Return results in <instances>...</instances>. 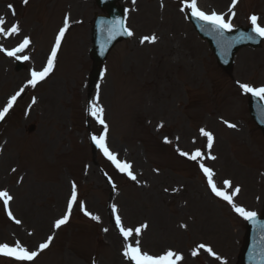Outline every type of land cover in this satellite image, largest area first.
<instances>
[{
    "label": "rangeland",
    "instance_id": "1",
    "mask_svg": "<svg viewBox=\"0 0 264 264\" xmlns=\"http://www.w3.org/2000/svg\"><path fill=\"white\" fill-rule=\"evenodd\" d=\"M228 1L205 0L208 7L213 6L211 10L218 12L226 10ZM51 4L55 6L53 10L49 9ZM133 5V0L126 1L127 26L133 35L129 41L114 47L103 67L104 89L100 90L98 83L93 95H98L105 106V117L111 125L110 146L120 154L130 153L129 164L136 180L127 175L118 177L114 167L103 164L98 155L91 153L87 143V136L100 130L88 117L86 107L92 101L87 92V74L92 67L88 55L90 30L94 16L101 14L94 0H80L78 4L71 0H29L27 5L23 0H0V17L5 15V27L14 20L20 22V31L29 35L34 56L42 57L41 62L53 43L57 23L63 26L65 17H69V36L58 68L34 91L38 101L26 121L21 119V114L28 97L23 96L20 107L6 119L0 136L6 155V163L0 169V187L8 188L13 196L12 216L21 219L16 224L4 216L0 206V243L13 245L19 241L29 250L38 251L39 244L53 237L49 247L39 252L30 264H124L110 222L113 205L126 227L147 224L148 234L159 235L148 243L146 235L141 234L142 248L146 251L169 246V250L183 255L180 264H194L193 259L192 263L187 259L189 248L182 232L184 223L187 230L199 235H205L202 226L210 227L211 233L215 232L218 250L225 253V243L218 245L221 235L217 226L221 219L225 227H230V238L238 239L229 248L237 257L242 242L241 217L229 204L233 216L224 202L209 197L203 178L197 177L193 165L166 153L158 143L165 134L179 136L178 145L185 152L192 148L196 151V145L189 140L195 137V129L207 126L215 138L211 151L202 152L205 158L200 162L213 170L216 185L221 187L222 179H233L241 188L234 202L251 211L258 209L264 196V140L248 116L246 93L238 86V82L264 86V43L257 51H239L232 77H226L207 45L183 21L178 2L162 5L153 0H135L136 12L132 11ZM243 11L264 18L263 0H241L235 25H248ZM79 20H82L80 24L75 22ZM178 21L194 33L197 45L203 46L201 60L186 55L188 61L196 60L199 71L196 80L176 76L174 68L164 60L172 46L187 49L185 34L176 27ZM153 34L157 37L155 43H140L142 37ZM18 40L15 37L8 42L14 44ZM0 65L9 68L11 75L18 79L11 86V75L3 71L0 74L1 106L4 98L26 78L28 64L16 72L14 65L3 62L0 56ZM50 88L60 91L56 106L63 112L61 118H56L51 110L52 102L47 94ZM171 93L180 95L165 99ZM218 118L220 124L216 122ZM145 121H150V126ZM225 122L234 124L236 129L223 126ZM30 125L35 127L33 133L27 134ZM13 133L20 141L19 146L27 143L18 155L12 152L15 150ZM197 134L203 138L199 131ZM251 142L252 147L248 148ZM31 150L35 154L34 169L26 167ZM208 155L216 156V160L207 159ZM16 166L18 171L8 178L5 175L8 169ZM106 175L111 179L108 182ZM72 182L77 185L78 204L82 203L99 220L85 216L77 204L69 223L54 234L52 225L61 218ZM105 228L108 231L102 234ZM180 232L181 236L175 238ZM0 264L18 263L0 259Z\"/></svg>",
    "mask_w": 264,
    "mask_h": 264
},
{
    "label": "snow or ice",
    "instance_id": "2",
    "mask_svg": "<svg viewBox=\"0 0 264 264\" xmlns=\"http://www.w3.org/2000/svg\"><path fill=\"white\" fill-rule=\"evenodd\" d=\"M239 0H231V5L228 9V19L225 18V13H217L212 11L207 13L200 9L198 6L197 0H183V7L180 8L181 12H184L186 9L190 11L191 16L195 19L202 22L203 25L211 26V31L215 35L218 40V43L224 47L225 50L230 49L235 43L243 41L245 39L252 40L254 36L246 35L244 33H240L239 37L236 39H232L227 37L225 34L235 31L234 26L232 24V19L235 17L236 13L234 9L236 8ZM23 3L27 5L29 0H23ZM135 3V0H133ZM9 9L12 8V5H8ZM249 23L251 24V32L255 34V37H260L264 39V25L261 24V17L253 14L249 16ZM7 21L0 17V36L10 37L18 35L20 32V26L18 24H12L10 27H5ZM115 24L119 25V29L113 28L110 33V39L119 31L122 34H126L129 37L133 35V32L128 28L124 27V21H116ZM69 27V17H65L63 21V27L59 29L58 35L55 37L54 45L51 48L50 55L47 58V63L43 67L42 70L32 71L31 79L28 81L27 86L32 88H36L39 83L44 81L52 72L55 62L57 59V53L61 47V41L63 40L65 33L67 32ZM157 37L153 34L151 36H144L140 39V43L144 44L155 43ZM31 43L30 38L24 37L22 42L19 43L17 47H14L12 50H6L3 47H0V52H4L8 57H15L16 59H23L27 61L29 59L28 56L20 57L17 54L24 52V50ZM239 88L243 93L251 94L253 97H258L260 100L264 101V86L254 87L247 83H239ZM23 92V88L20 91L16 92L14 95L8 99L6 106L0 110V120H3L5 116L9 113L10 109L13 108L14 104L17 102V99L20 97ZM32 103L35 104L36 100L33 98ZM89 115L92 116L103 129V134L100 135H92L91 142L103 153V155L115 166V168L127 175L130 179L136 180V176L132 172V165L127 162H121L117 159V156L110 151L107 144V133H108V125L105 123L103 119L104 109L98 103V96L96 100H93L89 106ZM227 127L235 128L236 126L232 123L225 122ZM163 127V125H160ZM200 135L206 138V146L209 152L211 151L214 143V136L210 131L201 128L199 130ZM165 143H170V141L165 138ZM179 155L182 157H186L191 161H202L205 158V154L202 153L199 149L189 154L185 151H179ZM207 159L216 160V156L208 155ZM200 170L202 171L204 177L206 178L207 185L211 189L212 194L216 197H219L221 200L227 202L232 208V210L240 216L245 221H248L252 224H257V213L255 211L247 210L243 206H239L234 202V198L239 195L241 192V188L239 186H233L230 180L223 181V187H217L216 183L213 180L215 173L209 167H206L203 163H200ZM15 171V169H13ZM230 190V191H229ZM167 191V189H166ZM13 200V196L9 194L7 190L0 191V201L3 202V207L5 209L8 208L9 203ZM78 204V193H77V185L75 182L71 183L70 190V198L67 201L66 212L65 214L55 221L54 227L59 229L62 225L66 224L71 216L72 209L74 205ZM81 211L84 212L85 216H90L92 220L98 221L99 217L95 215H91L88 211L85 210V206L81 203L78 204ZM112 212L115 215V226L119 230V234L122 236L124 245L122 256L131 262V264H180V262L184 259L182 254H179L172 250H167L163 254L160 255H152L146 251H142L141 242L139 237L141 236L144 229L147 228V224H143L139 227L131 228L125 227L122 223L121 217L117 214L118 209L115 205L112 206ZM8 216L10 219H13L16 224H20L21 221L15 219L12 216L11 211L8 212ZM105 232L108 231L107 228L104 229ZM135 239L133 242H129L133 237ZM53 237L49 236L47 241L39 244V251L29 250L27 247L23 246L19 241L15 242L13 245H9L8 243H0V257L9 258L18 262V264H25V262H32L39 255V252L44 251L49 247L52 242ZM199 250H203L209 256H212L214 259L219 260L220 257L213 251L210 246H207L203 243L198 245L197 250L192 252L193 256H197L199 254ZM260 264H264V256L261 257Z\"/></svg>",
    "mask_w": 264,
    "mask_h": 264
},
{
    "label": "bare ground",
    "instance_id": "3",
    "mask_svg": "<svg viewBox=\"0 0 264 264\" xmlns=\"http://www.w3.org/2000/svg\"><path fill=\"white\" fill-rule=\"evenodd\" d=\"M80 0H71V2L73 3H76L78 4ZM199 4H200V7L202 9H206V7H208L206 5V2L205 0H198ZM54 4H51L49 9L50 10H53L54 9ZM80 7V6H79ZM213 6L211 5V8ZM56 22H54L55 24ZM57 26H59V23H57ZM176 27L179 31H182L184 34H185V38H184V41L186 42V45H187V49H181V48H175L172 46V51H167L164 55V60L166 61V63L168 64V66L171 68H174V74L176 76H180V77H183V78H190L192 80H196L198 77H199V71H198V68H197V64H196V60L193 59V60H187L186 58V55H190L191 58H197L199 60H201V56H200V53H201V49L203 48V46H199L197 45V43H199L194 35L190 32V31H187V27L185 25H180L179 24V21L176 23ZM68 31L63 39V42L61 44V47L63 44H65V41L67 40V37H68ZM181 38H182V35H181ZM188 45L191 47V49H189ZM61 47H60V50H59V53H58V56L61 52ZM38 55H36L37 57ZM61 58V57H60ZM64 62H67V58H65ZM55 71V70H54ZM54 73V72H53ZM43 83V82H42ZM41 85V84H40ZM39 86V85H37ZM104 88H101V90L103 91ZM48 97L51 99V110L54 112L55 114V117L56 118H61L62 116V112H60L56 106V100L58 98V96L60 95V91L58 88H50L48 89ZM171 95L173 96H176V97H179L180 94H176V93H171V94H168L165 96V99L166 98H169ZM12 140H13V143H14V146H15V150L17 151V153L19 154L25 147V144H27L26 142L23 143L21 146H19L20 144V141L17 137L16 134H12ZM33 147H35V143L32 144ZM30 148L32 149V146L30 144ZM197 149H199L201 152L205 151L206 150V138L204 137L203 139H201L197 145ZM166 153L169 155V150L166 151ZM173 153H175L173 151ZM34 159H35V154L34 152L31 150L30 151V156L28 157V165L30 168H33L34 169ZM1 160V158H0ZM1 166H3V163L1 164ZM232 169L236 170V168L234 166H231ZM230 169V168H228ZM26 201V200H25Z\"/></svg>",
    "mask_w": 264,
    "mask_h": 264
},
{
    "label": "water",
    "instance_id": "4",
    "mask_svg": "<svg viewBox=\"0 0 264 264\" xmlns=\"http://www.w3.org/2000/svg\"><path fill=\"white\" fill-rule=\"evenodd\" d=\"M99 0H97L98 2ZM95 77V73L93 75ZM261 227V223L252 224L249 228V235L247 236V250L251 251V254L255 257L261 253V245L259 240H262V234H256L257 230Z\"/></svg>",
    "mask_w": 264,
    "mask_h": 264
}]
</instances>
